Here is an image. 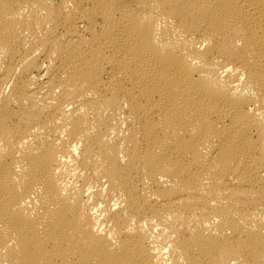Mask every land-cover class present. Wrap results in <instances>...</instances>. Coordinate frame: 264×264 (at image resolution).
<instances>
[{"label": "bare ground", "instance_id": "bare-ground-1", "mask_svg": "<svg viewBox=\"0 0 264 264\" xmlns=\"http://www.w3.org/2000/svg\"><path fill=\"white\" fill-rule=\"evenodd\" d=\"M0 264H264V0H0Z\"/></svg>", "mask_w": 264, "mask_h": 264}]
</instances>
